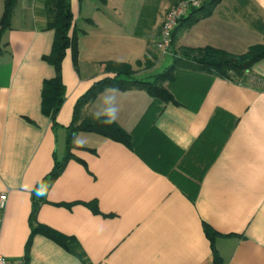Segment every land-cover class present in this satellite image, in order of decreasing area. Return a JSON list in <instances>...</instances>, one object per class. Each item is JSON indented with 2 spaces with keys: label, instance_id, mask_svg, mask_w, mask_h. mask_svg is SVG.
Instances as JSON below:
<instances>
[{
  "label": "crops",
  "instance_id": "obj_1",
  "mask_svg": "<svg viewBox=\"0 0 264 264\" xmlns=\"http://www.w3.org/2000/svg\"><path fill=\"white\" fill-rule=\"evenodd\" d=\"M170 6L169 0H71L78 59L75 67L69 49L63 58L65 97L53 126L41 91L55 75L44 59L54 33L41 27L39 0L16 1L0 37V192L7 195L0 254L10 264H84L48 237L30 235L33 201L34 223L73 237L88 264H213L203 222L220 233L214 246L225 264H264V58L239 82L179 69L164 84L174 101L162 104L141 89L105 88L81 118L111 120L108 110L115 109L111 121L133 144L76 132L72 156L49 177L65 155L78 98L115 75L105 62L127 63L134 78L144 79L181 48L239 55L264 44V0H220L162 53L155 42ZM219 115L235 124L198 180L191 148ZM194 183L191 198L185 189Z\"/></svg>",
  "mask_w": 264,
  "mask_h": 264
},
{
  "label": "trees",
  "instance_id": "obj_2",
  "mask_svg": "<svg viewBox=\"0 0 264 264\" xmlns=\"http://www.w3.org/2000/svg\"><path fill=\"white\" fill-rule=\"evenodd\" d=\"M17 0H4L3 11L0 17V37L10 27L11 16ZM105 1V0H101ZM172 5L180 0H169ZM220 0H204L198 7H191L182 16L172 33V43L182 28L188 27L198 19L211 14L214 7ZM36 15L41 19L43 29L52 30L54 33L50 53L44 59L55 69L54 77L45 79L42 85V111L51 116L53 126L57 125L56 115L64 101L65 86L62 81L61 64L67 50L71 51L72 61L75 67L78 59V31L74 24V15L71 8V0H39ZM179 56L174 53L172 62L161 72L150 76V78L137 79L133 77L134 71L127 63L114 61L105 62L107 68L115 75L104 77L94 82L77 100L73 110V117L67 127L66 152L61 160H55L49 172L50 179H54L64 168L66 161L72 156L71 148L74 146L72 137L76 132L86 131L111 138L127 146L133 144L132 136L123 131L115 122L105 116L81 118L82 109L90 103L99 92L108 87L118 89H141L146 91L154 100L160 104L174 101L172 94L165 87V82L170 81L174 72L179 69L192 68L203 70L211 75L228 78L233 81H243L245 73L258 60L264 58V44L253 45L243 54H231L224 50L203 48V49H179ZM161 107V106H159ZM221 116L212 119L204 130L202 137L197 139L191 151L197 158L200 168L196 177L200 180L206 169L211 165L222 147L225 139L233 128V119L220 120ZM187 190L186 194L193 198L198 184ZM38 202L33 201L30 215L31 236L39 233L65 250L76 255L84 264H88L87 258L80 250L77 241L54 229L34 223L35 214L38 209ZM203 231L209 239L212 249V263L225 264V259L218 253L214 246V240L220 235L208 223L203 222Z\"/></svg>",
  "mask_w": 264,
  "mask_h": 264
},
{
  "label": "built area",
  "instance_id": "obj_3",
  "mask_svg": "<svg viewBox=\"0 0 264 264\" xmlns=\"http://www.w3.org/2000/svg\"><path fill=\"white\" fill-rule=\"evenodd\" d=\"M199 5L200 0H180L176 4L169 7L160 26L159 38L155 42V46L159 51L162 53L170 51L172 45V33L179 19L184 16L191 7H198ZM6 201V193L0 192V225ZM17 263H20V261H17ZM0 264H10L8 259L3 254H0Z\"/></svg>",
  "mask_w": 264,
  "mask_h": 264
},
{
  "label": "clouds",
  "instance_id": "obj_4",
  "mask_svg": "<svg viewBox=\"0 0 264 264\" xmlns=\"http://www.w3.org/2000/svg\"><path fill=\"white\" fill-rule=\"evenodd\" d=\"M108 114L111 117V120L115 119V109H109ZM111 120L109 122H111ZM39 194L42 195L43 193H39Z\"/></svg>",
  "mask_w": 264,
  "mask_h": 264
},
{
  "label": "rangeland",
  "instance_id": "obj_5",
  "mask_svg": "<svg viewBox=\"0 0 264 264\" xmlns=\"http://www.w3.org/2000/svg\"><path fill=\"white\" fill-rule=\"evenodd\" d=\"M167 12V11H166ZM165 58H166V60H167V62H168V59H169V56H165ZM165 60V61H166ZM167 64V63H166ZM165 66V65H164ZM163 69V67H160V68H158L157 70H156V72H159V71H161Z\"/></svg>",
  "mask_w": 264,
  "mask_h": 264
}]
</instances>
